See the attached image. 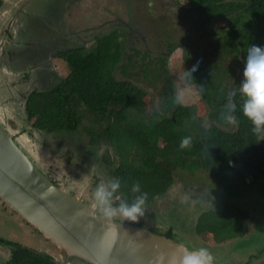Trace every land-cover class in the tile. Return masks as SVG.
I'll return each mask as SVG.
<instances>
[{
  "label": "trees",
  "instance_id": "1",
  "mask_svg": "<svg viewBox=\"0 0 264 264\" xmlns=\"http://www.w3.org/2000/svg\"><path fill=\"white\" fill-rule=\"evenodd\" d=\"M188 2L192 7L185 11L196 12L198 20L209 26L207 33L214 38L209 43L212 52L208 57L195 59L190 67L188 83L197 86L199 95L195 103L178 102L169 78L156 91L159 98L154 103L141 83L147 81V86L155 89V81H163L170 74L166 54L130 47L122 41L124 35L120 29H115L96 35L87 49L74 46L60 50L57 54L68 67L66 76L44 89L26 93L23 113L33 129L47 135L78 136V131L85 132L83 156H89L100 166L105 180L109 176L120 177L122 184L118 192L129 199L135 195L131 184L139 181L141 190L148 193L146 207L169 192L178 170L207 169L227 199L217 192L215 196L212 194L209 201H204L208 207L194 210L187 217L185 230L204 241L212 240L210 244L231 245L233 241L246 239L242 245L246 248L250 238L255 236L257 241L258 235L247 232L248 222H255L250 215L264 214V206L255 210L259 205L254 204L256 193L264 198V139L251 130V122L241 111L243 99L239 86L229 87L227 69L215 59L231 56L243 62L250 44H264V0ZM166 44L170 51L175 42L169 39ZM126 48L129 53L123 52ZM188 50L187 47L184 50L186 60L192 58L187 55ZM116 70L123 78H118ZM229 100L236 105L235 124L220 115ZM184 136H190L191 143L181 148L179 144ZM119 198L114 196L113 202L118 203ZM8 212L14 213L11 209ZM134 223L171 238L174 235L180 241L185 238L177 233L174 223L165 227L148 226L141 219ZM30 228L42 241L41 233L31 225ZM36 244L41 248L30 249L25 242L0 236V245L8 251V264L64 263L48 253L41 242ZM228 256L231 260L226 257L221 263L232 264L233 254ZM252 260L243 264L254 263Z\"/></svg>",
  "mask_w": 264,
  "mask_h": 264
},
{
  "label": "rangeland",
  "instance_id": "2",
  "mask_svg": "<svg viewBox=\"0 0 264 264\" xmlns=\"http://www.w3.org/2000/svg\"><path fill=\"white\" fill-rule=\"evenodd\" d=\"M2 1L0 6V38L5 37L6 40L10 39L6 47L10 49L9 51L11 53H15V64L19 61L17 58L24 56L33 57L34 52H38V50L40 52L37 53L36 59H45L49 54V49L45 48L44 43L40 46L37 43H33L35 46L27 47L29 43L28 38H31V36L62 39L63 41H68L65 45L66 47L71 46L76 39L74 34H78L87 42V49L93 43L91 41L93 35L99 33L101 35L114 27L121 28L119 22L122 21L129 26L127 27V35L133 34V46L142 49L145 46V41H147L148 46L155 48L157 46L155 42H159L162 46L161 49L166 52V43L168 40L170 39L175 42L173 50L166 53L167 66L170 74L163 81H155L157 85L155 89L147 86V81H142L141 83L149 93L152 101L154 103L157 102L159 95H156V91L161 89L163 82L167 78L175 85L178 102L190 104L198 100L197 86L188 83L190 67L193 65L195 59L198 60L199 58L204 59L208 57V54L212 52L209 43L214 38L209 32L207 33L209 26L198 20L197 13L181 10L182 8L176 3L177 0H151L150 6L147 0ZM179 4H188V1L179 0ZM56 7H60V9H56ZM51 12L56 14L55 17L53 16L55 21L53 24L54 27L46 28L44 27L46 26L44 25V20L48 16V13ZM58 14H60L61 20L57 18ZM6 23L7 28L4 29L3 24ZM36 23L41 24L43 27L40 29L35 28L32 31L33 28H29V25ZM219 23L223 25V21ZM24 29L29 30L31 33L26 31L24 33ZM151 29L159 34L161 38L151 33ZM139 34L144 35L145 38H139L137 40L136 35ZM59 36L62 38H58ZM147 36H151L153 40L149 42L151 38ZM128 42L129 39L126 40V43ZM186 47L190 51L187 55L192 56V58L187 60L184 59V50ZM19 51L21 53L17 57ZM3 55L7 56L5 50L3 51L0 47V58ZM215 62L220 63L221 66L227 69L226 77L228 78L227 84L229 87L236 88L237 85L239 86V80L241 79L244 66L243 62L239 59L235 60L231 56H225L223 59H215ZM52 64L56 69L57 75L61 78L66 76L68 67L65 62L58 58L53 59ZM16 68L12 70L2 65L0 59V120L30 157L40 165V168L47 175H51L53 180L58 182L61 187L80 198H83L84 195L85 200L95 201L93 191L97 183L105 180V177L97 163L89 156H83L85 155V145L87 142V137L84 135L85 132L78 131V137L76 134L66 133L61 135H47L33 129L31 121L25 119L23 113V98L27 90L45 88L46 85L40 84L39 86V83L37 84L31 81L27 74H25L28 73V70L24 73L22 72L27 66L20 68L16 66ZM115 73L118 78H123L119 70H116ZM6 75H9L10 78L9 76L6 77ZM53 80L54 77L52 82ZM88 162H90L89 166L87 164ZM175 179L174 185L169 192L161 197H157L149 206L145 207V212L139 219L146 221L147 225L152 227H165L169 223H174L177 228V233L185 237L181 240L182 242L193 248L199 247L189 242H193L201 247H207L212 255L214 254V259L216 257H218L217 259L220 258V263L226 257L229 258L228 253H230L234 257L232 264H243L252 259L254 263L251 264H264V245L261 247L264 243V214L252 212L250 215L255 222H248L247 232H255L258 235H256L257 241L254 240L255 236L250 238L251 242L246 247L247 249L242 246L246 239L233 241L232 246L226 243L224 245L210 244L212 240L209 239L206 242L202 238L196 237L185 230L186 221H188L187 217H191L194 210L208 207L209 204L204 201H209L212 198V194L215 196L217 192L223 199L226 198L224 196L225 194L219 191L216 180L205 168H199L193 172L178 170L175 173ZM88 186L92 190L89 188L87 192L86 188ZM76 190H79V192ZM249 193L254 194L253 191H249ZM254 196H256V201L253 199L255 201L254 204L259 205L258 208H255L256 210L264 206L262 204L264 200L257 193ZM94 204L103 213L96 201ZM8 210L9 208L0 200V236L7 240L25 242L31 248H41V246L36 244L37 242L30 243L27 241L32 234L37 236L38 234L32 231L30 225H26V222L23 221L24 219L18 214L15 212V214L13 212L12 214ZM112 218L135 222L120 215L113 216ZM182 219L185 221L183 222ZM257 220L259 221L258 225L256 224ZM172 236L174 239L179 240L174 235ZM44 245L48 249L54 248L52 242ZM255 246L256 248L252 249ZM245 250L248 253H245ZM7 254L6 247L0 245V264H8L6 259L8 257ZM217 259L216 261H218ZM71 262L73 264H87L80 259L72 260Z\"/></svg>",
  "mask_w": 264,
  "mask_h": 264
},
{
  "label": "water",
  "instance_id": "3",
  "mask_svg": "<svg viewBox=\"0 0 264 264\" xmlns=\"http://www.w3.org/2000/svg\"><path fill=\"white\" fill-rule=\"evenodd\" d=\"M0 200L47 240L90 264H180L182 241L106 217L45 175L0 120ZM213 264H221L213 260Z\"/></svg>",
  "mask_w": 264,
  "mask_h": 264
},
{
  "label": "clouds",
  "instance_id": "4",
  "mask_svg": "<svg viewBox=\"0 0 264 264\" xmlns=\"http://www.w3.org/2000/svg\"><path fill=\"white\" fill-rule=\"evenodd\" d=\"M150 4H151V0H149V6ZM125 44L128 45L129 43H125ZM173 48L170 51H172ZM170 51H166L165 54L167 52L169 53ZM243 65L244 66L242 69L241 79L239 80V91L241 92L243 99L241 105V111L243 115L246 116L248 120L251 122L252 125L251 130L254 133H256L260 139H264V44H250L243 61ZM173 86L175 87L174 84ZM235 107L236 105L233 101L229 100L228 102H226L223 105L224 111H222L220 114L221 118L232 124L237 123L238 122L237 118L233 114V110L235 109ZM190 143H191V137L184 136L180 140L179 147L184 148L185 146L190 145ZM41 171L45 175H47L42 169ZM50 180L52 179L50 178ZM121 184H122V180L118 176H109L107 180L100 181L99 183H97L93 191V196L95 198V201L97 205L101 207L103 214L106 217H113L116 215H120L132 221H136L145 212L148 193L146 191L141 190V184L139 183V181H135L131 184V192L135 193V195H133L131 199H129V197L126 194L118 192V190L121 188ZM67 192L73 194L69 191ZM116 195L120 196L118 203L113 202V197ZM82 199L85 200L84 198ZM85 201L89 202V200H85ZM42 237L46 239L43 235ZM45 241L48 244L50 242L47 239ZM54 247L57 248L56 252L59 251L58 253L60 255L59 259L64 260V252L61 249H59L56 245H54ZM30 249L35 250V248H30ZM70 259L71 261L80 259L82 262H86L87 264H90L89 262L75 256L70 257L68 259V263L65 264H71L72 262L70 261ZM213 260L214 257L212 253L209 251V249L207 247H200L198 249L195 248L194 250H188L182 257H180V264H213Z\"/></svg>",
  "mask_w": 264,
  "mask_h": 264
},
{
  "label": "flooded vegetation",
  "instance_id": "5",
  "mask_svg": "<svg viewBox=\"0 0 264 264\" xmlns=\"http://www.w3.org/2000/svg\"><path fill=\"white\" fill-rule=\"evenodd\" d=\"M187 1L188 0H186V2ZM2 2L3 1L1 0L0 3L2 4ZM147 3H149V0H147ZM176 3H178V5L182 8L181 10H187L188 8L192 7V5L189 2H188V4H179V0H177ZM1 4H0V6H1ZM60 7H56V9H60ZM55 15L56 14L55 13H52V12L51 13H48V16H46L45 17V20H44V25H46L44 27H46V28H48V27H54L53 24L55 23V21H54ZM57 18H59L61 20L60 14L57 15ZM119 24H120L121 28L114 27V28H112L110 30L120 29V31L124 35L122 37V41H126L127 39H129V42H128L129 43V46L132 47L133 46L132 45V40H134L132 38V35L133 34H130L129 36L127 35L128 34L127 27H129V26L126 23H123L122 21L119 22ZM6 25H7V23L6 24H3V28L4 29L7 28ZM29 26H30L29 28H31V29L33 28L32 31L35 30V28L40 29L41 27H43L39 23H36L34 25H29ZM25 31L26 32H30L27 29H24V33H25ZM150 32L153 33V34H155L157 37L161 38V36L159 34H157L153 29H151ZM98 35H100V33L97 34V36ZM95 36L96 35H93V38H92L91 41H94ZM136 36H137V40L139 38H142V39L145 38L144 35H142V34H139V35H136ZM74 37L76 39L71 44V46H66L65 47V45L67 44L68 41H63L62 39H53V37H51V38H45V37H32L31 36V38H28L29 43H28L27 47L35 46L33 43H37L38 46H40L42 43H44L45 44V48L46 49H49V54L46 56L45 59H41V60L40 59H36L37 58V53L40 52L38 50V52L37 51L34 52L35 54H33V57H25L24 56V57H21V58H17V60H19L17 64L14 63V62H16L15 61V59H16L15 58V53H11L9 51L10 49H8L6 47V44H7L8 41H10V39H7L6 40L5 37L0 38V47L2 48L3 51L5 50V54L7 55V56L3 55V57L0 58L1 59V64L7 66L8 68H10L12 70H13V68H16V66L17 67L19 66V68L20 67L27 66V68H25V69L22 70V72L24 73L26 70H28V73H25V74H27L28 78H30L31 81H33V82H35L37 84L39 83V86H40V84L41 85H46L45 86V88H46V87H48L50 85H53V84L57 83V81L61 78L59 75H57L56 69L54 68V66L52 64L53 59H58V58L61 61L65 62L61 57L58 56L57 53L60 50L64 49V48H69V47H74V46H87L86 45L87 42L84 41L85 39L82 36H79L78 34L77 35L74 34ZM147 37H150L151 38V40L149 42H151L153 40V38L151 36H147ZM58 38H62V37L59 36ZM5 40H6V42H5ZM156 44H157V46L155 48L152 47V46L150 47V46H148L147 41H145V46L142 47V49H145L146 48L150 53H156V54H157V50H159L158 52L165 54V50L161 49V47H162L161 46V43L155 42V45ZM38 48H40V47H38ZM157 48H159V49H157ZM123 52L124 53H129V51H128L127 48ZM20 53L21 52L19 51V55L17 57L20 56ZM154 58L155 57L153 55H151V59H154ZM16 69H18V68H16ZM8 76L9 75H6V77H8ZM53 77H54V80H56V79L57 80L56 81L53 80V82H52ZM9 78H10V76H9ZM50 82H51V84H50ZM33 89H36V88H33ZM33 89H31V90H33ZM40 89H42V88H40ZM30 91L27 90L25 92V94L28 93V92H30ZM24 98H25V96H24ZM7 115H9V114H7ZM87 188H86V191L88 192V190H89L90 187L88 186ZM90 189L92 190V188H90ZM69 190H70V188H69ZM76 191L79 192V190H76ZM84 197L85 196L83 195V198ZM89 202L95 203L94 200H89ZM28 241L29 242H32V243H34V242H41V244H43V246H44V249L48 253L52 254L56 258H60V255L56 252V250L54 248L48 249V247H46L44 245V244H48V243L45 240H43V238H42V241H41L39 236L32 234V236L29 237ZM28 247H29V245H28ZM29 248H31V247H29Z\"/></svg>",
  "mask_w": 264,
  "mask_h": 264
}]
</instances>
